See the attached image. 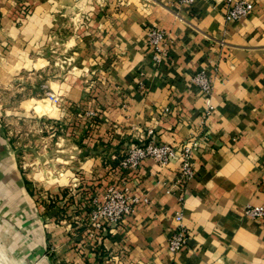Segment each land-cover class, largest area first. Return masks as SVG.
<instances>
[{"label":"crops","instance_id":"1","mask_svg":"<svg viewBox=\"0 0 264 264\" xmlns=\"http://www.w3.org/2000/svg\"><path fill=\"white\" fill-rule=\"evenodd\" d=\"M250 1L249 16L227 21L225 0H0L1 61L8 50L26 61L51 35L71 34L81 84H56L57 118L73 121L75 147L89 151L72 183L40 205L0 107V264H264V217L246 213L264 206V0ZM152 26L169 33V57L159 65L147 43ZM35 64L20 65L18 74L26 72L14 79L32 78ZM4 68L11 78L17 70ZM200 71L213 83L206 126L207 98L192 81ZM150 129L173 145L200 138L194 177L181 187L177 160H144L123 174L148 202L90 240L80 209L118 182L119 161ZM181 212L189 234L172 255Z\"/></svg>","mask_w":264,"mask_h":264},{"label":"rangeland","instance_id":"2","mask_svg":"<svg viewBox=\"0 0 264 264\" xmlns=\"http://www.w3.org/2000/svg\"><path fill=\"white\" fill-rule=\"evenodd\" d=\"M55 36L48 38V44L42 51V47L31 50L26 61L19 57L20 53L11 55V50L6 52V56H11L9 59L3 56L6 60L1 61L2 56L0 57V107L8 113L2 117V121L16 146L21 169L26 171L30 183L37 190L35 200L40 205H45L43 201H47V194L54 197L53 193L57 191L59 184L67 186L72 183L70 176L75 172L77 163L89 154V151L75 147V138L78 137L74 133L76 125L73 121L66 118L59 120L58 115L46 112L57 108L47 96V93L54 92L57 83H63L67 90L68 83L80 80L77 78L76 67L81 63L82 57L80 50L72 48L74 40L70 39L71 34L64 38ZM29 62L36 63L30 66L34 68L32 78L18 83L21 80L14 77L23 76L26 72L23 70L22 74H18L20 65L30 69L27 66ZM5 66H18L12 78L2 72V68L7 71ZM39 74H42L41 77ZM78 83L81 84L79 81ZM50 125L58 130H47ZM70 127L73 129L70 130ZM60 170L64 174L57 177ZM71 198L72 196L69 199ZM50 199L53 201L55 198ZM68 200L64 202V197L62 202L67 204Z\"/></svg>","mask_w":264,"mask_h":264},{"label":"built area","instance_id":"3","mask_svg":"<svg viewBox=\"0 0 264 264\" xmlns=\"http://www.w3.org/2000/svg\"><path fill=\"white\" fill-rule=\"evenodd\" d=\"M175 1L179 5H192L195 2V0ZM225 7V19L227 21H238L245 18L252 13L254 8L250 0H225ZM168 34L165 29L158 26H152L147 30V43L152 49V59L156 65L161 64L169 57ZM192 81L207 98L209 108L202 120V125L206 126L208 113L212 108L210 104L213 91L212 79L204 71H200L192 77ZM47 96L55 106L59 107L61 100L58 95L49 92ZM96 114V110L93 109L86 111L88 121L95 118ZM48 128L54 129V132L58 130L53 125L47 126V130ZM199 149L200 138L193 137L178 145H173L158 141L154 136L153 129H150L145 135L139 136L137 141L127 149L116 167L120 174L118 182L109 185L102 198L98 195L94 196L85 215H81L84 218V223H86L90 240L98 241L99 237L106 231L107 225L114 224L117 227L136 211L139 203L148 202V197L145 195L138 196L135 194L123 173L138 169L148 158L156 160L163 166L177 160L180 166V177L177 184L184 187L195 175L193 160ZM246 213L254 219L263 218L264 206L247 207ZM81 216H78V219H81ZM175 219L178 221V225L170 234L168 241V248L172 255H177L183 250L189 234L188 228L183 223V213H178ZM63 221L67 223V219H63Z\"/></svg>","mask_w":264,"mask_h":264},{"label":"trees","instance_id":"4","mask_svg":"<svg viewBox=\"0 0 264 264\" xmlns=\"http://www.w3.org/2000/svg\"><path fill=\"white\" fill-rule=\"evenodd\" d=\"M83 202L86 203V199H84ZM83 202L80 200V204H85V203H83ZM87 210H88V209H86V211L82 212L83 210L80 209V211H81L80 213H81L82 215H85V213L87 212Z\"/></svg>","mask_w":264,"mask_h":264},{"label":"bare ground","instance_id":"5","mask_svg":"<svg viewBox=\"0 0 264 264\" xmlns=\"http://www.w3.org/2000/svg\"><path fill=\"white\" fill-rule=\"evenodd\" d=\"M46 112H50V113H53V114L57 115V110H55V109L52 110V111L51 110H46Z\"/></svg>","mask_w":264,"mask_h":264}]
</instances>
